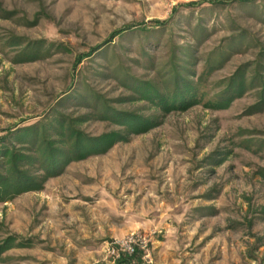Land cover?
Instances as JSON below:
<instances>
[{"label": "rangeland", "instance_id": "374dc122", "mask_svg": "<svg viewBox=\"0 0 264 264\" xmlns=\"http://www.w3.org/2000/svg\"><path fill=\"white\" fill-rule=\"evenodd\" d=\"M0 264H264V0H0Z\"/></svg>", "mask_w": 264, "mask_h": 264}]
</instances>
